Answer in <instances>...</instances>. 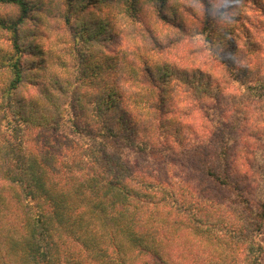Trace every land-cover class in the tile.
Instances as JSON below:
<instances>
[{"label": "trees", "instance_id": "16d2710c", "mask_svg": "<svg viewBox=\"0 0 264 264\" xmlns=\"http://www.w3.org/2000/svg\"><path fill=\"white\" fill-rule=\"evenodd\" d=\"M48 1L57 14L0 0L17 10L0 16V264H262L264 201L249 198L232 137L223 147L229 127L208 120L215 140L187 139L202 107L231 114L251 93L264 107L260 45L230 25L247 0ZM52 18L51 56L34 39L52 36ZM202 48L218 76L201 66ZM236 82L243 95L231 102L222 88ZM187 140L237 204L197 192L165 157ZM146 149L159 150V171L130 163L126 151Z\"/></svg>", "mask_w": 264, "mask_h": 264}, {"label": "rangeland", "instance_id": "374dc122", "mask_svg": "<svg viewBox=\"0 0 264 264\" xmlns=\"http://www.w3.org/2000/svg\"><path fill=\"white\" fill-rule=\"evenodd\" d=\"M34 2V0H31ZM40 3H42V6L50 7L55 14H57V9L54 8L55 1L49 5L48 0H39ZM216 1V0H215ZM258 4H252L251 0H247L239 5V8H237V18L233 20L230 25L231 28L234 30L235 34L240 35V37H243L246 35H250L249 40L251 41H257L260 45V49L257 52L259 56H261L260 60H255L256 57L253 56V61H257L259 63V71L264 75V0H257ZM46 6V7H47ZM16 8L8 4L0 3V16L10 15L13 14L16 15ZM43 17V16H42ZM144 18V17H143ZM146 18V17H145ZM50 19V18H49ZM48 19V20H49ZM147 19V18H146ZM52 27L50 26L44 30H49V33H52V36L50 37H44L43 38H36L34 41H38V43L42 46V48L46 49V47L50 50V55H54V53L57 51L56 46L59 45V37L56 33L58 30L55 28L56 25V19L52 18ZM142 22V21H141ZM259 29H258V26ZM36 26L29 21L28 24L25 26V30L27 29H34ZM41 28H45V26H42ZM55 33V34H54ZM2 32H0V45L7 46L8 40H5V36H2ZM29 41V40H27ZM127 49L128 46H131L129 44V41H123L120 44H117L114 47V49H117V47H124ZM112 47V48H113ZM261 50V52H260ZM184 54L183 51L180 52L179 55ZM201 66L208 72L209 70L214 73L215 76H218L219 73H221V69L218 62L216 60H213L210 57V54L207 49L202 48L201 49ZM204 55V56H203ZM49 61H52L49 59ZM199 61V60H198ZM199 64V62H196ZM208 63H211L213 66L211 67ZM253 67V66H252ZM218 71V73H217ZM218 81V80H217ZM227 87L222 88V91L224 93V96L228 99V101H233L234 94H242V86L236 82L235 84H226ZM232 95V96H231ZM238 96V97H239ZM245 96V95H244ZM256 94L251 93L249 98H251V105L249 104L248 107H238L233 106L237 109V112H239V115L237 112L232 110L231 114L227 113L225 111V108L219 107V109H208V112H205V108L202 107L198 109L195 112L194 117L190 118V125L193 129L196 130L195 137L193 138H187L191 141H195V138L197 137L199 140H210V139H216L214 138L213 130H210V126H208V120L212 123V125H220V126H228L229 131H224V137L227 135V138H223L225 141V146H223L225 149L226 146L229 147V144L232 143L229 139L232 137L234 147L233 149L238 154L235 157H238L237 159V166L243 167L248 169V184L250 186L249 198L258 199L255 206H258L264 201V107L260 109V111H257V107L259 105L252 102L253 98H256ZM238 107V108H237ZM230 108V106H228ZM239 109V110H238ZM253 109L255 111H253ZM241 111V112H240ZM254 114H251L253 113ZM219 113H226L223 114L221 119L230 118V123H221V119L217 117ZM228 114V115H227ZM188 118V117H187ZM180 120L182 122H185L186 119L184 117H180ZM223 124V125H221ZM212 133V136H211ZM218 139L221 138L220 136L217 137ZM187 140V141H188ZM221 141V140H220ZM205 142V141H203ZM220 144V142H218ZM205 144V143H204ZM190 142H187V145L184 147L186 149H189L188 151H176L173 153H170V151H166L165 157L172 159L175 158L177 161H180L183 165V169L181 175L191 181L192 185L195 187V190L197 192H200L204 195H209L210 197H214L215 199H219V201L224 202H234L235 195H237V191H227L224 190L222 187L216 186L213 182H210V178L206 175L204 170L202 169L203 164L200 163L199 159L196 155H194V151L192 150L194 146H189ZM243 146L244 149L242 151L241 147ZM159 151V150H158ZM158 151L146 149L145 151L135 152L134 150H128L126 151L127 157L130 158V163L136 162L135 169L145 171V173H153L154 171H159V160L162 159L161 154H159ZM203 152H210L208 148L204 149ZM163 153V152H162ZM192 155V156H191ZM236 155V154H235ZM193 156H196L193 157ZM165 159V158H164ZM198 159V160H197ZM198 167V168H197ZM203 172H202V171ZM170 174L172 175V169L169 170ZM157 174V172H156ZM164 175L163 171L161 170V177ZM178 175V173H177ZM169 177V175H168ZM167 177V178H168ZM212 181V180H211ZM199 190V191H198ZM233 204H237V202H234ZM258 238L263 245L264 249V226L259 230L258 232ZM261 263L264 264V252L261 256Z\"/></svg>", "mask_w": 264, "mask_h": 264}]
</instances>
